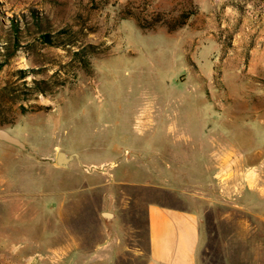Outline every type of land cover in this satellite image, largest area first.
Wrapping results in <instances>:
<instances>
[{
    "label": "rangeland",
    "instance_id": "rangeland-1",
    "mask_svg": "<svg viewBox=\"0 0 264 264\" xmlns=\"http://www.w3.org/2000/svg\"><path fill=\"white\" fill-rule=\"evenodd\" d=\"M186 10L173 31L123 17ZM62 28L102 52L73 86L22 100L32 78H62L71 50L40 40ZM3 59L0 128L38 158L0 142V264H145L153 202L201 213L199 264L255 258L222 251L247 213L220 171L264 154V0H0ZM58 151L77 157L60 168Z\"/></svg>",
    "mask_w": 264,
    "mask_h": 264
},
{
    "label": "crops",
    "instance_id": "crops-1",
    "mask_svg": "<svg viewBox=\"0 0 264 264\" xmlns=\"http://www.w3.org/2000/svg\"><path fill=\"white\" fill-rule=\"evenodd\" d=\"M244 153L246 150L234 154L232 164L220 171L227 176L225 184H232L235 189L236 207L247 213L237 218L240 222L233 232L220 230V246L225 256L237 253L233 250L237 247L241 248L239 254L255 256L249 264H264V196L258 193L264 190V154H250L256 150ZM146 217L148 260L145 264H199L198 251L206 244L207 233L201 228L202 216L197 209L153 202L146 207ZM260 255L263 257L259 261ZM224 262L227 264V258Z\"/></svg>",
    "mask_w": 264,
    "mask_h": 264
},
{
    "label": "trees",
    "instance_id": "trees-1",
    "mask_svg": "<svg viewBox=\"0 0 264 264\" xmlns=\"http://www.w3.org/2000/svg\"><path fill=\"white\" fill-rule=\"evenodd\" d=\"M126 14L123 15L133 17L135 21L140 25L143 29H148L152 27L155 24H166V27L169 31H173L182 25L185 24L187 19L194 14V12L191 11H185L178 14L176 17H171L166 20L165 18H161L158 16V14H155V16L149 15V20L145 16L140 15H133L130 12H125ZM122 17V14H121ZM37 24V22H35ZM16 32V31H15ZM70 29L68 28H62L55 32L54 34L50 33H41L40 34V40L43 44L48 46H56V47H64L69 48L71 50L70 52V58L69 60L64 64L62 68H65L63 73V76L60 80H55V72L52 73L47 79H31V86H26V91L23 92V98L22 100L28 99V96L31 94L35 95H48V94H54L57 92L58 89L63 87H71L73 86L78 78V73L83 71H89L90 70V61L93 57L96 55H99L102 50H97L94 46L91 44H85V45H79L76 46V40L72 39L73 36H71ZM14 36H16V33H14ZM13 36V37H14ZM68 39L67 42L61 43L62 40ZM72 39V40H71ZM17 38L12 41V44H16ZM6 45V44H5ZM4 45V46H5ZM6 46L5 48H7ZM96 49V50H95ZM14 53V46H12L10 51V56H12ZM8 56V57H10ZM6 62L5 59L0 62V67ZM37 70H32L33 73ZM20 80H24L27 77V72L25 70H20ZM25 83V81H22ZM9 94V85L4 86L2 89H0V115L1 112V104L5 101L6 97H8ZM21 109L22 106H20ZM45 108H42L41 106H30L28 112H35L39 110H44ZM4 117H0V125L5 123V120H3Z\"/></svg>",
    "mask_w": 264,
    "mask_h": 264
},
{
    "label": "water",
    "instance_id": "water-1",
    "mask_svg": "<svg viewBox=\"0 0 264 264\" xmlns=\"http://www.w3.org/2000/svg\"><path fill=\"white\" fill-rule=\"evenodd\" d=\"M0 142H3V143L8 144L10 146H13V147L19 149L22 152H26V153H28L29 155L33 156L36 159L38 158V154L35 151L31 150L20 139H18L17 137L11 135L8 131H6L3 128H0ZM74 157L76 158L77 154H69V155H67L66 153H64L62 151H58V152H56V155H55V163L60 168H66V167H68V164L72 161V159ZM101 216L104 219L109 220L114 215L112 213H109V212H102Z\"/></svg>",
    "mask_w": 264,
    "mask_h": 264
}]
</instances>
